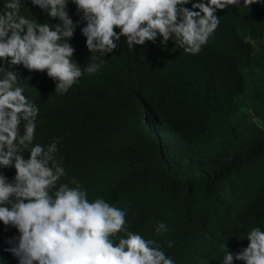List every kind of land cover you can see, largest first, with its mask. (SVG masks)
I'll return each instance as SVG.
<instances>
[{
	"label": "trees",
	"instance_id": "obj_1",
	"mask_svg": "<svg viewBox=\"0 0 264 264\" xmlns=\"http://www.w3.org/2000/svg\"><path fill=\"white\" fill-rule=\"evenodd\" d=\"M20 2L21 16L59 22ZM242 3L217 10L220 24L198 54L158 35L133 48L121 36L100 56L87 49L81 21L69 43L83 75L66 93L46 71L0 59V78L16 73L39 108L33 143L58 141L55 159L67 173L60 182L75 177L90 201L127 209L129 229L175 264H222V245L235 255L252 228L264 230V0ZM68 11L80 20L72 0ZM90 64L99 70L88 73ZM0 171L14 178V168ZM160 222L167 231L156 232ZM18 236L0 221V264H19L7 251Z\"/></svg>",
	"mask_w": 264,
	"mask_h": 264
},
{
	"label": "clouds",
	"instance_id": "obj_2",
	"mask_svg": "<svg viewBox=\"0 0 264 264\" xmlns=\"http://www.w3.org/2000/svg\"><path fill=\"white\" fill-rule=\"evenodd\" d=\"M82 13L73 21L69 0H31L55 25L38 23L21 16L20 0H5L0 11V59L23 65L30 71L47 73L56 81L55 91L66 93L83 75L72 59L75 48L69 43L81 21L90 53L105 56L118 46L121 36L129 48L173 39L189 54H198L220 24L217 10L239 6L241 0H72ZM259 0H243L250 7ZM119 29V31H117ZM99 65L90 64L88 73ZM33 78V76L31 77ZM16 73L0 78V169L14 168L12 180L0 171V221L19 232L7 251L19 264H175L161 245L129 229L127 209L118 208L103 198L90 201L79 181L55 159L58 141L34 144L37 105L17 85ZM23 133L21 134V124ZM28 152L27 158L23 154ZM167 231L158 223L156 232ZM247 247L233 255L222 245V264L234 260L245 264H264V230L252 228ZM174 241H169L170 248Z\"/></svg>",
	"mask_w": 264,
	"mask_h": 264
}]
</instances>
